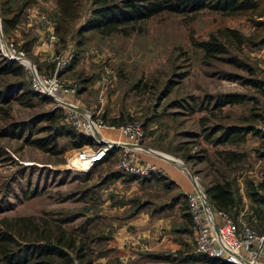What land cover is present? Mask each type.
Returning <instances> with one entry per match:
<instances>
[{
	"label": "rangeland",
	"instance_id": "obj_1",
	"mask_svg": "<svg viewBox=\"0 0 264 264\" xmlns=\"http://www.w3.org/2000/svg\"><path fill=\"white\" fill-rule=\"evenodd\" d=\"M35 2L43 3L38 29L51 49L38 54L40 60L29 53L27 57L45 74H51L55 62L67 57L56 73L64 85L74 88L72 94L64 95L66 100L106 121L145 123L143 144L185 163L203 187L211 180L228 179L238 196L248 197L249 190L263 192L264 86L257 88L249 79L264 82V3L255 10L231 13L209 7L196 13L162 10L135 21L126 33L103 35L94 29L77 31L92 0H78L77 14L63 20L51 0ZM46 3L51 7L47 9ZM27 18L24 11L13 27L2 29L16 45L22 46L34 34L33 24L25 25ZM50 24L56 34L52 41L47 38ZM212 34L226 49L207 56L197 42ZM12 79L0 76V88ZM24 79L28 82L26 74ZM228 93L243 94L245 99L215 107L216 100ZM43 96L22 102L12 99L8 108L0 109V124L32 120L52 110L56 123L67 127L51 98ZM33 121L30 131L26 128L16 136H0V228L20 227L22 222L15 219L21 216L30 217L38 227L60 225L77 241L85 242L89 264H102L104 229L112 219H126L141 205L151 207L165 199L163 176L152 175L154 181L146 186L141 184L143 177L129 183L124 173L102 183L106 173L116 171V149L103 162L75 169L71 162L79 147H73L67 136L56 138L53 151L25 141L47 133L37 129L47 121ZM217 125L221 128L214 130ZM229 125L253 126L260 133L248 132L241 140L216 143L214 139ZM228 151L244 156L229 160ZM243 204L245 214L232 218L233 222L263 233L264 219L253 222L249 217L255 212L248 202ZM183 208L188 209L186 200ZM96 258L100 262H94Z\"/></svg>",
	"mask_w": 264,
	"mask_h": 264
},
{
	"label": "trees",
	"instance_id": "obj_2",
	"mask_svg": "<svg viewBox=\"0 0 264 264\" xmlns=\"http://www.w3.org/2000/svg\"><path fill=\"white\" fill-rule=\"evenodd\" d=\"M35 2V0H18L15 5L13 0H0V16L2 29L4 27H13L20 16L24 13L25 8ZM56 14L63 19L74 17L77 14L78 0H54ZM264 0H92V6L86 18L78 25L77 31L82 32L88 29H94L105 35L111 32L120 31L128 32L134 26V22L144 19L152 14L162 10H173L178 12L196 13L202 8L209 7L223 12H239L255 10L263 5ZM233 35L238 32L235 29H229ZM32 38L28 36L19 46L24 49L26 55L29 53V47ZM264 41V40H263ZM197 44L204 50L205 55L212 56L215 53L225 52L224 42L219 40L215 35L207 39H201ZM73 63V61H72ZM37 67V66H36ZM38 69V68H37ZM25 71L16 61L10 60L0 54V76L10 75L13 79L5 83L0 88V109L8 108L9 102L14 99L20 102L32 98L45 99L42 94L34 91L29 82L24 79ZM27 76V75H26ZM249 82L257 88L263 89L264 82L259 79H249ZM245 99L243 94L228 93L221 95L220 99L215 102V107H222L228 103H235ZM36 122L45 120L38 130H46L47 133L40 137L25 138L28 144H32L44 151H53L55 140L58 136H67L72 142L73 147H80L84 144L91 143V138L84 135L71 126L60 125L56 123L54 111H47L36 115L32 120L7 121L0 124V136H16L22 130L30 131L31 125ZM114 122V119L111 120ZM145 126V123H143ZM218 130L221 126H214ZM214 131H212L213 133ZM248 132L260 133V130L253 126L229 125L223 127L222 132L214 141L224 143L227 141L241 140ZM211 132L206 134L209 137ZM113 149L109 150L102 162L111 158ZM229 160H239L244 154L236 151H228ZM122 172L111 171L106 173L102 178V183L123 177ZM127 180H135L139 177L134 174L124 173ZM161 173H151L149 176ZM233 181L211 180L206 186V193L211 204L217 209L226 212L231 218L238 212L241 205V199L236 194L233 187ZM264 183L261 184V189ZM249 197L255 201L264 203L263 193L260 191L249 190ZM17 222L21 221L20 227L2 230L0 228V264H89L86 259L87 245L82 240L72 236V233L56 225L51 227H38L31 222L30 217H17ZM191 259L203 260L208 264H229L227 261L211 257L208 255L196 253Z\"/></svg>",
	"mask_w": 264,
	"mask_h": 264
},
{
	"label": "built area",
	"instance_id": "obj_3",
	"mask_svg": "<svg viewBox=\"0 0 264 264\" xmlns=\"http://www.w3.org/2000/svg\"><path fill=\"white\" fill-rule=\"evenodd\" d=\"M49 26L47 38L52 41L56 39V34L51 24ZM0 54L23 67L31 88L51 98L53 108L60 112L67 125L91 138V144L76 149L71 162L75 169L80 170L83 163L88 168L102 160L109 150L116 149L115 169L119 172L138 176L163 172L161 166L152 160L153 156L159 157L155 153L157 150L143 144L144 126L141 121L113 123L66 100L64 95L72 94L74 88L64 85L56 73L67 57L63 61L55 62L51 74L40 72L24 49L4 35L1 17ZM159 158L168 160L165 157ZM183 169L191 176L194 184L193 190L186 192L185 199L191 227L195 233V251L223 259L229 264H264V232L257 233L245 225L239 228L226 212L215 211L197 176L191 175L187 168ZM262 193L264 196V190ZM217 214L223 219L220 225L216 222Z\"/></svg>",
	"mask_w": 264,
	"mask_h": 264
},
{
	"label": "crops",
	"instance_id": "obj_4",
	"mask_svg": "<svg viewBox=\"0 0 264 264\" xmlns=\"http://www.w3.org/2000/svg\"><path fill=\"white\" fill-rule=\"evenodd\" d=\"M50 3L55 7L54 0ZM44 5L47 9L51 7L49 3ZM39 7H43L42 2L32 3L25 8V15L28 17L25 25L34 26V34H30L34 39L30 44L29 54L37 60L41 59L38 54L41 55L42 52L51 49L50 43L42 36L43 32L38 29L39 16L42 15V9ZM152 160L163 169L161 175L162 182H165L163 192L166 198L155 201L151 207L141 205L134 215H126V219L120 217L122 220H111L110 225L103 231L102 239L106 247L103 250L102 264H116L115 260L117 264H208L203 260L191 259L192 256L197 255L192 246L195 242V233L191 227L188 209L183 208L186 192L194 188L191 176L187 175L183 167L176 162L154 156ZM150 177L153 176L143 177L142 180L141 178L129 180V183L141 180L142 186H146L154 181V178ZM126 184L123 183V186ZM201 187L206 193V187ZM239 197L241 205L233 216L234 219L238 217L241 219L245 214L244 202H248L251 211L255 212L249 219L253 222L264 219V203L255 202L249 196ZM213 209L217 211L214 206ZM222 221V217L217 214V224L220 225ZM100 260L96 258L94 262Z\"/></svg>",
	"mask_w": 264,
	"mask_h": 264
},
{
	"label": "water",
	"instance_id": "obj_5",
	"mask_svg": "<svg viewBox=\"0 0 264 264\" xmlns=\"http://www.w3.org/2000/svg\"><path fill=\"white\" fill-rule=\"evenodd\" d=\"M45 96H46V95H45ZM46 97H49V96H46ZM155 153H156V155L159 156V157H165V158H167L169 161L176 162V163H178L179 165H181L182 167L187 168L188 171L190 172V174L193 175V174L191 173V171L189 170V168H188V167L185 165V163H183L182 161H178L175 157H172V158H170V157H166V156L163 155V152L155 151Z\"/></svg>",
	"mask_w": 264,
	"mask_h": 264
},
{
	"label": "bare ground",
	"instance_id": "obj_6",
	"mask_svg": "<svg viewBox=\"0 0 264 264\" xmlns=\"http://www.w3.org/2000/svg\"><path fill=\"white\" fill-rule=\"evenodd\" d=\"M85 168H87V167L85 166V163H83L82 166H81L79 169H80V170H83V169H85Z\"/></svg>",
	"mask_w": 264,
	"mask_h": 264
}]
</instances>
